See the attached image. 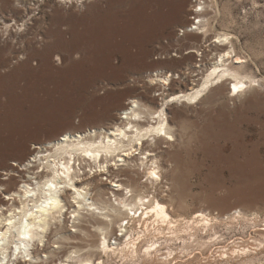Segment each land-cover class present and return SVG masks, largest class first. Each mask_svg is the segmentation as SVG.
I'll return each mask as SVG.
<instances>
[{
  "label": "rangeland",
  "instance_id": "374dc122",
  "mask_svg": "<svg viewBox=\"0 0 264 264\" xmlns=\"http://www.w3.org/2000/svg\"><path fill=\"white\" fill-rule=\"evenodd\" d=\"M5 1L17 3L0 0V6ZM180 1L177 10L174 0H91L83 7L75 1L26 0L16 4L15 13L0 7L1 15H13L19 25L30 19L21 33L30 43L17 48L25 50L24 57L9 54L10 42L0 28V74H5L0 78V185L8 182V166L20 169L14 159L26 163L36 154L30 155L36 143L49 135L66 127L104 122L130 97L144 101L148 96L153 106L163 96L191 86L195 75L205 72L220 51L208 43L215 40L216 32L227 31L233 36L234 53L246 59L240 71L263 81L237 96L228 94L229 82H225L224 88L214 87L197 103L169 106L177 140L169 155L161 158L162 189L164 197L184 199L189 211L202 207L227 214L237 208L258 213L255 219L221 222L214 237L217 247L248 245L255 250L253 259L243 263V258H234L228 264H264V236L258 232L264 226V0H217L219 13L207 10V34L185 30L199 0ZM192 49L199 52L188 53ZM155 70L180 77L165 87L154 85L149 74ZM94 112L100 120L92 116ZM20 181L16 177L3 188L0 200ZM79 227L89 235L78 232L70 243L62 242L51 262L62 259L71 245L97 242L91 227L83 223ZM67 229L64 224L61 233H68ZM48 238L46 251L61 244L53 233ZM179 245V241L172 244ZM197 247L196 241L187 240L193 256L185 264H220L202 259L209 255L208 247L203 256ZM176 251L177 256L182 254ZM121 263L115 258L106 264Z\"/></svg>",
  "mask_w": 264,
  "mask_h": 264
},
{
  "label": "bare ground",
  "instance_id": "6f19581e",
  "mask_svg": "<svg viewBox=\"0 0 264 264\" xmlns=\"http://www.w3.org/2000/svg\"><path fill=\"white\" fill-rule=\"evenodd\" d=\"M59 1H75L83 7L85 1L91 0ZM208 1L199 0L193 6L196 15L185 26L186 32L207 34V10L212 8L219 13L217 0ZM15 2L26 4V0ZM3 3L1 9L18 11L13 1ZM181 5L180 0H174L173 10ZM12 16L0 14L1 33L10 42L9 54L24 57L25 50L20 52L17 48L30 43L21 37L30 19L22 20L19 25ZM165 27L162 18L159 28ZM232 37L227 31L216 32L215 40L209 41L208 46L214 43L220 51L215 53L209 68L196 74L198 78L184 90L163 96L153 106L148 96H144V101L130 97L106 121L63 128L45 141L37 142L30 152L36 154L26 163L14 159L20 169L8 166L5 171L8 182L0 185L1 191L12 185L16 177L21 179L0 200V264H106L115 258L121 264H185L193 256L187 248L190 239L196 241L202 256V250L208 247L209 255L202 259H213L220 264H228L234 258H243V263L253 259L255 250L248 245L238 249L217 247L218 238L214 236L221 222L244 217L255 219L258 213L246 214L237 208L227 214H213L202 207L189 211L184 199L175 195L166 197V193L164 197L162 189L165 174L161 158L169 155L177 140L168 116L169 106L173 102L197 103L214 87L224 88L225 82H229L228 94L237 96L263 81L240 71L246 59L234 53ZM162 72H150L151 84L165 87L180 77ZM4 75L0 74V78ZM94 113L92 116L100 120L98 112ZM170 162L169 172L173 171ZM15 172L17 175L12 174ZM143 177L145 180L141 181ZM6 200L11 203L7 204ZM82 223L91 227L93 231H89L97 236V242L83 247L71 245L62 259L51 262L62 242L70 243L78 232L84 237L89 235L79 227ZM64 224L69 227L68 233H61ZM258 232L264 236V226ZM52 233L61 244H52V249L46 251L44 247ZM175 241L181 245L173 247ZM176 249L182 254L177 256Z\"/></svg>",
  "mask_w": 264,
  "mask_h": 264
},
{
  "label": "built area",
  "instance_id": "2783aa9c",
  "mask_svg": "<svg viewBox=\"0 0 264 264\" xmlns=\"http://www.w3.org/2000/svg\"><path fill=\"white\" fill-rule=\"evenodd\" d=\"M182 30H183V28H181V30H180V34H183V33H184Z\"/></svg>",
  "mask_w": 264,
  "mask_h": 264
}]
</instances>
